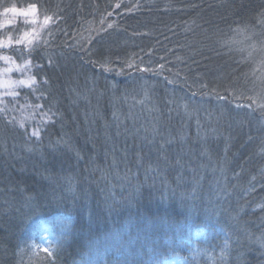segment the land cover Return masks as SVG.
<instances>
[{
  "label": "trees",
  "instance_id": "1",
  "mask_svg": "<svg viewBox=\"0 0 264 264\" xmlns=\"http://www.w3.org/2000/svg\"><path fill=\"white\" fill-rule=\"evenodd\" d=\"M33 4V28L0 29L35 115L21 127L0 113V264H264V78L250 60L264 57V0L0 11ZM44 225L51 256L33 247Z\"/></svg>",
  "mask_w": 264,
  "mask_h": 264
},
{
  "label": "rangeland",
  "instance_id": "2",
  "mask_svg": "<svg viewBox=\"0 0 264 264\" xmlns=\"http://www.w3.org/2000/svg\"><path fill=\"white\" fill-rule=\"evenodd\" d=\"M13 7V6H11ZM10 7V8H11ZM17 13H19L21 10H28L29 7H16ZM34 15L29 13V15H19L14 14L12 12H5L3 10L0 11V29L1 28H8L12 27L14 25H26L31 26V28L36 25ZM238 44L244 46V40L237 41ZM246 48V46H244ZM254 47L247 46V53L248 55L252 56V52ZM255 53V52H254ZM250 57V56H249ZM256 59L250 58V60L254 63V66L252 70L258 68V76L260 78H264V57L257 56ZM26 63L22 62H16L14 60H9L2 58L0 59V113L3 114L7 119H10L13 123H19L23 122V124H29L33 121V117L35 115L32 112V108H29L28 105L24 104V102L21 101V98H23V90L30 87H33V80L29 78V75L26 73L27 66ZM255 69V70H256ZM23 81V83H21ZM127 124H129L132 128V131L137 130V127L144 130L146 127L145 121H143V118H138L136 114L130 115L126 121ZM32 131H35L34 129ZM33 133V132H32ZM152 141L155 142L154 138L152 137ZM148 158L152 156L150 150L148 151ZM203 157L205 159H208L209 155L204 154ZM138 163H140V160H138ZM212 167V165H211ZM216 167V164L213 162V167L211 168L210 174L218 173L220 170ZM41 236L45 237L48 241H51V244L53 246V243L56 241L54 231L47 225H44L41 227V235H40V242L39 245H41V248L45 247L46 244L44 240L41 239ZM193 241H205L204 238V232L203 231H197L192 235ZM189 245L192 246V242H189ZM162 264H185V260L178 257H172L170 259L165 260Z\"/></svg>",
  "mask_w": 264,
  "mask_h": 264
},
{
  "label": "snow or ice",
  "instance_id": "3",
  "mask_svg": "<svg viewBox=\"0 0 264 264\" xmlns=\"http://www.w3.org/2000/svg\"><path fill=\"white\" fill-rule=\"evenodd\" d=\"M5 12H12L14 14H19V15H24L27 16L29 15V13H31L32 15H35L36 12V5H30L28 10H21L19 13H17V9L15 8V6L11 7V8H5ZM50 17H45V23L48 22V20H50ZM29 43H31V41H29ZM21 83H23V81H21ZM251 99V98H250ZM37 107H42V106H37ZM21 127H23V122H21L20 124ZM32 135L34 136H39V130L33 131ZM41 239L44 240L46 246L41 248V245L39 244H34L33 247L35 248H40L42 251L48 253L49 256L52 255V244L51 241H48L45 237L41 236Z\"/></svg>",
  "mask_w": 264,
  "mask_h": 264
}]
</instances>
